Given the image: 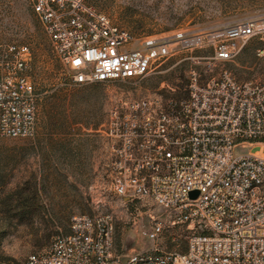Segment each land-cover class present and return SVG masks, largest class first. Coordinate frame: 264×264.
<instances>
[{
  "label": "built area",
  "instance_id": "obj_1",
  "mask_svg": "<svg viewBox=\"0 0 264 264\" xmlns=\"http://www.w3.org/2000/svg\"><path fill=\"white\" fill-rule=\"evenodd\" d=\"M32 10L76 84L143 78L192 47L211 54L192 57L206 60L208 76L193 69L185 97L123 100L110 111L106 130L113 192L152 201L174 224H187L186 250L121 255L111 214H74L69 230L26 264H264V69L246 81L223 68L212 74L249 39L264 43V18L178 33L174 48L170 37L138 39L84 0H32ZM257 55L264 57V47ZM29 56L27 45L0 43L2 136L36 132ZM163 229L153 222L144 234L155 239Z\"/></svg>",
  "mask_w": 264,
  "mask_h": 264
},
{
  "label": "rangeland",
  "instance_id": "obj_2",
  "mask_svg": "<svg viewBox=\"0 0 264 264\" xmlns=\"http://www.w3.org/2000/svg\"><path fill=\"white\" fill-rule=\"evenodd\" d=\"M138 39L191 35L226 23L264 18V0H84ZM0 43L29 47V79L35 88L37 128L33 136L0 134V261L26 264L32 253L48 249L52 237L69 230L74 214H111L115 246L121 255L187 248L190 229L152 201L126 199L111 188V142L106 134L112 108L126 99L181 98L191 71L207 77L211 50L188 48L143 78L110 83L76 84L32 10V0H0ZM139 41L135 45H138ZM249 39L240 53L220 69L238 81L256 78L264 69ZM245 150L238 148L237 153ZM153 222L163 233L144 234Z\"/></svg>",
  "mask_w": 264,
  "mask_h": 264
},
{
  "label": "water",
  "instance_id": "obj_3",
  "mask_svg": "<svg viewBox=\"0 0 264 264\" xmlns=\"http://www.w3.org/2000/svg\"><path fill=\"white\" fill-rule=\"evenodd\" d=\"M199 192L198 191H193L191 192L190 196L191 198H196L198 196ZM127 259L123 258L122 261L125 262Z\"/></svg>",
  "mask_w": 264,
  "mask_h": 264
}]
</instances>
